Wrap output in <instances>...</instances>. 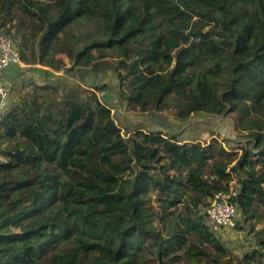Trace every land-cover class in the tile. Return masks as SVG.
<instances>
[{
    "label": "trees",
    "instance_id": "16d2710c",
    "mask_svg": "<svg viewBox=\"0 0 264 264\" xmlns=\"http://www.w3.org/2000/svg\"><path fill=\"white\" fill-rule=\"evenodd\" d=\"M0 34L52 72L113 60L132 110L236 114L249 139L126 138L96 93L33 84L0 127V264H264V239L234 263L205 217L236 181L244 220L264 218V0H0Z\"/></svg>",
    "mask_w": 264,
    "mask_h": 264
},
{
    "label": "rangeland",
    "instance_id": "374dc122",
    "mask_svg": "<svg viewBox=\"0 0 264 264\" xmlns=\"http://www.w3.org/2000/svg\"><path fill=\"white\" fill-rule=\"evenodd\" d=\"M13 29V27H12ZM14 36V34H13ZM19 40L18 38H16ZM66 67L60 72L53 71L52 74H44L40 86L49 83H57L60 92L51 91L53 100L66 95L68 87L73 89H84L85 95L90 96L96 93L97 96L112 109L116 123L122 128L126 138L137 130L149 132H164L165 134L179 135L182 141H200L208 144L217 138L219 142L229 151L241 154L243 146L249 144V139L245 134L237 130L238 115L227 114L224 116H209L206 114H195L187 122H182L176 118L177 110L171 108L163 113H141L137 109L132 110L126 104L120 103L118 92V80L113 70V60H110L111 69L99 75L92 74H71L68 68L71 67L69 60L63 57ZM34 67L39 65H32ZM30 69L33 67H29ZM23 73L19 71L15 75V84L23 86L20 91L12 89V100L16 104L23 102L24 94L31 92L33 82L26 84L19 82ZM104 89L101 91V89ZM59 90V89H58ZM42 91V90H41ZM238 189L236 181L231 183L232 191ZM238 227L217 233V236L225 243L226 247L232 251L234 263L242 260L246 254L258 248L260 240L264 239V218L257 223L254 228L250 222L244 220L241 213L237 216Z\"/></svg>",
    "mask_w": 264,
    "mask_h": 264
},
{
    "label": "built area",
    "instance_id": "2783aa9c",
    "mask_svg": "<svg viewBox=\"0 0 264 264\" xmlns=\"http://www.w3.org/2000/svg\"><path fill=\"white\" fill-rule=\"evenodd\" d=\"M13 65H24L15 42L0 34V127L4 116L10 109V97L4 83L6 69ZM232 192L216 193L205 210L206 221L214 233L235 227L238 216L237 207L230 201Z\"/></svg>",
    "mask_w": 264,
    "mask_h": 264
},
{
    "label": "crops",
    "instance_id": "0c3cea01",
    "mask_svg": "<svg viewBox=\"0 0 264 264\" xmlns=\"http://www.w3.org/2000/svg\"><path fill=\"white\" fill-rule=\"evenodd\" d=\"M29 67H33V68L30 69ZM46 70L50 71V69L43 67L41 65H39V67L38 66L34 67L32 65H28L25 63L24 65H13V66H10L8 69H6L4 73L5 74L4 83L9 92L10 102L12 101V89L14 87L17 88L18 90L20 89V91L23 90V86L19 87V85L15 84L17 82L15 80L16 73H18L19 71L23 73L22 74L23 76L21 77L19 82L26 84V82L31 81L33 82V84L41 85L43 84L42 83V79H43L42 71L44 72V74H48Z\"/></svg>",
    "mask_w": 264,
    "mask_h": 264
},
{
    "label": "clouds",
    "instance_id": "9594fccd",
    "mask_svg": "<svg viewBox=\"0 0 264 264\" xmlns=\"http://www.w3.org/2000/svg\"><path fill=\"white\" fill-rule=\"evenodd\" d=\"M24 63V62H23Z\"/></svg>",
    "mask_w": 264,
    "mask_h": 264
}]
</instances>
